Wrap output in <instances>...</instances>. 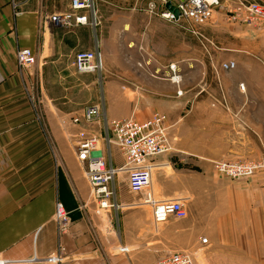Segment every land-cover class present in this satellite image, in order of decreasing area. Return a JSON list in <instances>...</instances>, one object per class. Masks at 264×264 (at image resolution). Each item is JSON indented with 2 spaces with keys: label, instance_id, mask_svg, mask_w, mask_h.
<instances>
[{
  "label": "crops",
  "instance_id": "obj_1",
  "mask_svg": "<svg viewBox=\"0 0 264 264\" xmlns=\"http://www.w3.org/2000/svg\"><path fill=\"white\" fill-rule=\"evenodd\" d=\"M176 1L167 0L173 5ZM238 1L220 0V7L212 9L203 30L210 46V52L203 54L205 60L182 56L179 51L184 33L177 23L161 18L166 8L117 9L108 14L101 11L99 29L107 24L109 30L104 39L100 34L104 61L112 51L123 53V59L116 60L119 69L112 66L108 75L101 73L99 103L86 105L85 74L69 65L78 49L76 42L71 43L70 34H81L84 26L70 33L44 20L45 12H64L63 7L52 12L37 1L28 4L24 0H0V257L4 264H53L48 258L59 246L66 255L62 264H149L163 251L160 244L164 245L167 235L180 236L175 230L166 234L170 219L155 228L151 211L141 205L139 194L129 192L127 181L122 191L123 174L111 184L115 190L113 200L120 207L99 209L85 178V164L77 159L76 147L81 140L96 138L105 157L110 151L113 166H118L114 158L117 154L103 143L105 123L134 116L148 119L159 113L167 118L173 150L154 159L156 174L173 171L176 160L182 163L190 159L199 164L197 159L206 157L205 150L196 144L199 119L220 113L227 117L239 115L247 105L264 102V89L250 85L243 86L244 90L237 85L224 87L225 93L233 92L237 97L226 96V102H222L225 108L212 105L218 101L212 97L210 108L203 102L182 101L183 93L192 88L150 77L138 63L150 58L149 68L165 74L170 63L178 65L181 61L191 62L190 66L196 68L197 62L205 61L206 67L220 73L232 70L222 67L229 62L237 69V55L220 53L230 49L229 39L218 33L223 29L224 14ZM245 1L264 5V0ZM239 29L244 40L255 43L258 39V31L244 26ZM121 30L123 39L119 38ZM19 48L33 52L34 66H18L15 54ZM124 54L137 57L136 61ZM178 67L180 70L181 65ZM123 91L136 96L131 99ZM71 93H76L77 99H69ZM88 106H98L101 116L86 123L81 117ZM210 110L212 113L207 114ZM73 118L80 122L73 123ZM57 201L69 215L68 229L61 234L53 220Z\"/></svg>",
  "mask_w": 264,
  "mask_h": 264
},
{
  "label": "rangeland",
  "instance_id": "obj_2",
  "mask_svg": "<svg viewBox=\"0 0 264 264\" xmlns=\"http://www.w3.org/2000/svg\"><path fill=\"white\" fill-rule=\"evenodd\" d=\"M33 1H37L40 6L47 5L52 12H57L61 7H63V11H66L68 9L66 5L70 2L69 0H28L26 3L29 4ZM160 7L166 8L161 5L159 0H97L94 9L98 22L96 27L92 26L91 20H89L86 25H83L84 31L81 34L73 35L70 33L74 28L50 25L64 32H70L71 43L78 44V49L73 52L74 55L80 50H92L95 45V48H99L100 34L103 35V39L109 36L107 24L103 25V29H99L102 26L99 16L101 11L108 14L111 10L117 9L146 10ZM234 7L221 19L223 29L219 31L218 35L229 39L228 48L230 50L220 51V53L237 55L239 67L229 72L220 73L219 71L215 72L210 66L206 67L205 61L201 62L202 64L197 62V68L193 64L190 66L191 62L181 61L178 64L181 65L179 85L192 88L186 94L183 93V97L180 98L183 99L182 101L203 102L205 106L211 108L212 97H215L218 101H214L212 105L225 108L226 96L237 97V94L225 93L224 87L228 88L231 85L239 87L242 84L264 89V31H258V39L255 43L244 40L239 27L244 26L252 31L254 29L230 20L229 15ZM163 12L160 13V16ZM45 13L43 14L45 16L51 15L50 12ZM209 21L210 18L206 23L195 26H191L183 19L174 22L178 26L180 25V30L184 33L182 48L179 51L183 57L189 55L197 60H205L203 54L210 52L208 42L201 44L195 35L186 29L191 26L199 29L204 35L203 30ZM121 35H124L122 30L119 32V38L123 39ZM170 51L172 52L171 48ZM244 54L250 56L245 55L248 57H244ZM121 55L112 51L107 55L108 60L105 61L102 55L101 71L84 75L86 105L99 103L101 94L98 84L99 79L101 80V73L108 75L112 66L119 69L116 60L123 59ZM124 55L127 56L125 57L127 59L131 58L127 54ZM72 58L69 60V65L72 64ZM136 58H131V60L136 61ZM142 70L146 71L147 69L142 68ZM149 71L152 69L149 68ZM163 79L167 78L163 77ZM123 92L131 99L136 96L129 91ZM53 95L59 97L61 93H53ZM180 95L177 92V96ZM72 97L77 99L76 93H71L69 99ZM211 113L212 111L207 114ZM133 118L141 121L146 119L135 116ZM196 135L199 138L196 144L206 153L204 159H197L199 164L190 159L184 160L182 163L176 160L173 171L156 174L154 170L152 174L151 187L155 197L161 200L166 198L182 199L187 210L185 219H170L166 223L167 229H169L166 230V234L175 230L180 232V236L167 235L165 243L163 242L164 245L159 243L163 251L157 253L155 259L171 250L178 249L193 253L196 264H264V102L257 103L256 106L251 103L234 117H227L222 113L213 117L204 116L199 119ZM99 147H101V143ZM107 148L113 149V152L117 154L114 158L115 164L119 166L122 163V157L117 148L115 146ZM219 161L249 165L252 166V170L245 175L231 178L215 170V163ZM120 176L125 179L120 182L124 192L125 187L123 186L126 185L127 178L124 174ZM147 209L150 210L149 207ZM155 228H153V232H158ZM156 235L155 233V238L158 239ZM203 238L207 239L205 245L200 242Z\"/></svg>",
  "mask_w": 264,
  "mask_h": 264
},
{
  "label": "built area",
  "instance_id": "obj_3",
  "mask_svg": "<svg viewBox=\"0 0 264 264\" xmlns=\"http://www.w3.org/2000/svg\"><path fill=\"white\" fill-rule=\"evenodd\" d=\"M28 1V0H26ZM26 1L24 3H26ZM97 0H70L68 9L64 12L53 13L45 17V21L56 27L75 28L86 25L91 20L92 26L98 25L95 9ZM166 7L167 0H159ZM173 5V4H172ZM16 8V5H14ZM177 16L167 8L161 17L167 21L176 22L179 19L187 21L191 26L206 23L211 10L220 7V0H177L173 5ZM16 14H19L17 12ZM230 20L239 22L257 31H264V6L253 1L239 0L229 15ZM186 29L200 41L208 42L206 37L196 28ZM16 62L20 68H30L36 64V58L29 48H19L15 54ZM142 58V57H141ZM151 59H141L139 67L147 69V73L153 78H167L175 85L181 82L179 67L175 63L167 66V73L160 69L149 71ZM72 66L77 73L86 74L101 71L102 55L99 48L75 52ZM223 69L234 68V63L223 64ZM240 90H244L242 84ZM181 92L178 91V95ZM101 116L98 106H88L83 114L82 121L89 123ZM73 123L80 122L79 118H73ZM106 136L103 143L107 146H115L123 159L121 166H113V158L108 151L105 157L99 147L100 141L96 138L81 140L76 147L77 159L85 164V177L91 188L92 198L97 202L99 209H118L120 206L113 200L115 190L111 184L118 174H124L127 178V187L130 192L139 194L141 205L150 208L152 222L155 227L167 222L169 219L183 220L187 216V210L182 199H157L151 188L152 173L155 168V158L169 154L173 150L169 135V125L164 115H153L147 120L138 121L133 117L124 120H111L105 123ZM215 170L231 178L245 175L252 170V166L237 162L215 163ZM53 220L57 225L58 233L68 229L69 215L60 202H56ZM205 245L206 238L200 240ZM66 259L62 247L54 255L48 258L53 264H62ZM0 264L4 260L0 257ZM149 264H196L193 253L186 250H176L165 253L161 257L149 262Z\"/></svg>",
  "mask_w": 264,
  "mask_h": 264
},
{
  "label": "water",
  "instance_id": "obj_4",
  "mask_svg": "<svg viewBox=\"0 0 264 264\" xmlns=\"http://www.w3.org/2000/svg\"><path fill=\"white\" fill-rule=\"evenodd\" d=\"M166 8H167L169 11L173 12V14H174L175 16H177V11H176V9L174 8V6H173L171 3H167V4H166Z\"/></svg>",
  "mask_w": 264,
  "mask_h": 264
},
{
  "label": "bare ground",
  "instance_id": "obj_5",
  "mask_svg": "<svg viewBox=\"0 0 264 264\" xmlns=\"http://www.w3.org/2000/svg\"><path fill=\"white\" fill-rule=\"evenodd\" d=\"M86 178V177H85ZM87 180V179H86ZM151 186H152V184H151ZM152 188V187H151ZM129 190V189H128ZM90 192H91V188H90ZM130 192V191H129ZM132 193V192H131ZM92 195V194H91ZM69 226V225H68Z\"/></svg>",
  "mask_w": 264,
  "mask_h": 264
}]
</instances>
